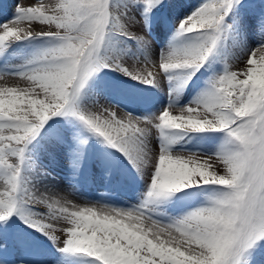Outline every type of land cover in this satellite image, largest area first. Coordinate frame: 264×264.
<instances>
[{
  "label": "snow or ice",
  "instance_id": "1",
  "mask_svg": "<svg viewBox=\"0 0 264 264\" xmlns=\"http://www.w3.org/2000/svg\"><path fill=\"white\" fill-rule=\"evenodd\" d=\"M177 7L171 0L18 3L0 24V59L18 42H38L22 63L0 70V79L26 84L0 86V264H30L10 252L17 220L80 264H255L264 250V14L252 49L244 37L251 0H201L154 47L153 25L165 28ZM225 44L231 54L216 70L212 60ZM237 50L250 53L242 72L229 63ZM130 59L143 69L129 67ZM106 70L159 90L162 74L168 103L159 114L124 108L119 116L92 88ZM202 70L203 86L182 103ZM212 133L223 134L212 151L187 147ZM46 142L64 146L73 176L89 159L111 175L123 159L145 190L127 206L75 204L61 192L75 184L48 183ZM93 142L101 146L95 154ZM51 259L63 264L55 253Z\"/></svg>",
  "mask_w": 264,
  "mask_h": 264
},
{
  "label": "bare ground",
  "instance_id": "2",
  "mask_svg": "<svg viewBox=\"0 0 264 264\" xmlns=\"http://www.w3.org/2000/svg\"><path fill=\"white\" fill-rule=\"evenodd\" d=\"M171 2L174 5H178V7L174 10V12L172 14V18L168 22V25L162 29L161 27H159L158 22H157L156 24L153 25L152 30L150 32L149 38L152 40L154 47H163L167 43L169 37L172 34V31L175 28L176 19L180 16V14L182 15V14L187 12L186 6L192 5L193 6L192 8H194L201 2V0H171ZM18 3H20L23 6H32L35 4H44L45 6L50 7V6L55 5L57 3V0H0V24L10 20L16 14V5ZM251 6L254 8V11L252 13H250L248 18H247L246 30L244 31V37L247 39V42L249 44V48L255 49V48H258L259 44H260V36H259L258 31H257V21H258L259 16L261 14H264V0H251ZM191 10L192 9H190V11ZM22 26H24V25H22ZM132 30L137 31V32L139 31L138 29H132ZM37 46H38V42H29V41L18 42V44L13 46V48L9 49V52L5 58L0 59V70H5V71L11 70L15 65L22 63V61L26 58L25 54H31V51ZM225 48H227V44H225L224 47H222L224 53H222L221 56L231 54V53H225V50H224ZM249 54L250 53L247 50H245L243 53H240L239 50H237L236 57L229 61V63L232 65V69L234 71H241V72L244 71L245 70V60ZM216 59H217V57H216ZM153 60H154V62H156L158 64V61H157L155 56L153 57ZM127 64L129 67L134 68V69H143V67H144V65L142 63L137 64L134 60H131V59L127 61ZM149 67H151V65H149ZM155 70L158 71V69H155ZM109 73L111 76H113V80L116 82V84L118 83L120 85V87L116 88V87H113V83L108 85L106 83L107 81L104 82L103 87H104L105 91L103 92V94L101 96V103H102V105H104V107H107V108H110L112 110L117 111L119 116L123 117L126 115V112L124 111L125 110L124 108H126V107L123 106V102L132 103V101H133L132 99L134 97H136L137 105L141 106V112L133 110L136 114H143L145 111H152V112H156L157 114H159V108L162 105L168 103L167 92L164 90L165 81H164L162 74L158 76V78L161 80V86H160L161 90H159L156 88H152L148 85L138 84V82L130 80L128 77L122 76L120 73H116V72H109ZM241 78H243V77H241ZM100 79H98L93 84V86L99 85V83L102 82ZM4 85L19 86V87H25L26 86L24 81L20 80L19 78L11 77V76H5L3 79H0V86H4ZM192 85H193V83L190 85L189 89L186 91L182 103H187L195 95V93L194 94L189 93ZM139 88L140 89L144 88V91L141 89L142 92H140V90H138ZM105 98L109 102L104 100ZM116 104H119L121 107H117ZM177 111L178 110H174V113ZM212 134H214V133H212ZM215 134H218V133H215ZM220 134H222V133H220ZM202 135H209V134H202ZM221 138H220V141H221ZM212 140L214 141L215 139L212 138ZM51 146H52V143H51ZM45 147H47V146L45 145ZM48 147L46 149H48ZM50 153H52V152H50ZM60 153H62V152H60ZM54 154H56V152ZM54 154H52V156ZM42 157H44V159H45V160L42 159V163H48V166L50 164H52L48 161L47 154L43 153ZM55 157L59 158V157H57V155ZM46 161H48V162H46ZM53 161H54V159H53ZM123 162H125V161H123ZM65 163H67V162H65ZM211 163L213 164L214 168H216L218 171H221V172L223 171L222 164L220 162H218L215 157H212ZM66 165H68V163ZM64 171H66V170L64 169ZM75 180H76V178H75ZM84 180H86V179H84ZM48 183L57 184L61 188H65L69 185L75 184L76 189L74 192L69 193L67 190H64V189H61V192L63 193V195L66 196L67 199H69L73 203L81 205V206L85 205L86 203H91L94 201L119 203V204H121L120 206H127L129 204L128 202L124 201L123 199L118 198L117 195L113 194L112 192L111 193L109 192V193L111 195H114V196H111L108 193H105L106 195L105 194L103 195V194H101V192L99 194V192H96L97 190L92 192L93 188H92V190L86 189L88 186L86 188H82V186L79 185V183H76L74 180L71 181V179H69L67 177V174L62 175V177H57V176L51 175V177L48 180ZM84 184H85V182H84ZM39 190L41 192L45 191V189L42 186L39 187ZM106 191H108V190H106ZM44 245H46V244H44ZM44 245L42 246V245H39V243H37V245L33 246L27 252H25V253L23 252L24 254H21L20 252H18V250H15V249L12 250L11 248H10V252H11V255L15 258L27 259L30 262V264H53V261L51 259L52 253H55L58 257H61L63 264H80L79 258L64 256L62 253H59L53 247V245L50 246L51 248L45 247ZM36 248L38 250H36Z\"/></svg>",
  "mask_w": 264,
  "mask_h": 264
},
{
  "label": "rangeland",
  "instance_id": "3",
  "mask_svg": "<svg viewBox=\"0 0 264 264\" xmlns=\"http://www.w3.org/2000/svg\"><path fill=\"white\" fill-rule=\"evenodd\" d=\"M192 7H193L192 5H190V6L187 5L186 6L187 12H189L190 9L195 8V7L194 8H192ZM184 14H182V15L180 14L179 17H182ZM222 53H224L223 49H221L220 53H218L216 56L218 60L216 59V57H214L212 60L213 67L216 70H220L223 67V60H221L219 58V57H221ZM106 72L107 73L101 74L100 80L102 82H100L99 85H97V86L92 85L93 90L97 91L99 94L101 93L100 94L101 96H102L103 92L105 91L104 87H103L104 82L107 81L106 83L108 85H110L111 83L116 84V82L113 80V76H111L107 70H106ZM207 75H208V72H206L205 70H202L201 73L198 74V78L194 79L193 85L190 88V92H189L190 94L196 93L203 86V81L207 78ZM141 89L144 91V88H141ZM141 89L139 88L138 90H140V92H142ZM132 100L134 101V102L132 101V103L123 102V106L126 107V109L128 111L134 112L133 110H135V111L141 112V106L137 105L136 97H134ZM100 103H101V101H100ZM101 105H102V103H101ZM93 110H98V109H93ZM124 111L126 112V110H124ZM154 133H155V130H154ZM206 136H208L209 139L204 140V141H197V140L193 139L188 143L187 147H189L192 150H195L196 148H200L201 150L211 151V150H213V148L218 143H220V138L223 135L220 133H218V134L214 133V134H209ZM212 138H214L215 140L213 141ZM51 143H52L53 147L51 146ZM45 145L47 147L48 146L49 147H48V149H46L47 147H45V149L47 151L45 150L43 153L47 154L48 161L52 164L49 165L50 167L48 166V163H43V165L45 166L46 170L51 172V174L54 176L62 177V175L67 174V177L69 179H71V181L74 180L76 183H79V185H81L82 188H86L88 186L86 189L92 190V188H93L92 192L97 190L96 192H99V194L101 192V194H103V195L105 193H108L109 195H111L110 193L112 192L113 194H116L118 198H121L128 203L137 202L140 199L141 193L145 190L144 181L139 178V176L135 173V171L131 168V166L127 164L126 160L121 159L119 163L115 164L113 166V171H112L111 175H109L105 172V170L103 168H101L98 164L94 163L91 159H89L88 161L85 162V164L83 166L84 168H82L79 175L73 176V173H72V170L70 169V166L66 165L67 163H65V162H67V160H66V156H64L65 155L64 146L58 145L54 142H47ZM100 150H101V146L99 144L93 142V146L91 149L92 154L98 153ZM50 152H52V153H50ZM55 152H56V154H54ZM60 152H62V153H60ZM52 154H54V155L52 156ZM184 154L187 155V153H184ZM56 155L59 158H56L55 157ZM42 159L45 160L44 157H42ZM53 159H54V161H53ZM48 161H46V162H48ZM123 161H125V162H123ZM64 169L66 171H64ZM75 178H76V180H75ZM83 178L86 180H84ZM84 182H85V184H84ZM106 190H108V191H106ZM111 196H114V195H111ZM194 204H195V201L177 203V204L170 206L168 211L171 213H176V212H179V211L187 208L188 206L194 205ZM17 226L18 227L16 228V239L14 242V246L11 247L12 250L13 249L18 250V252H20L21 254H24L25 252H27L28 250H30L32 248V245L34 244V242L37 241L38 243H41V242L44 243L46 241H50V240H47L46 236H44L40 232L35 231L34 229L29 228L27 225L23 224L19 220H17ZM63 226L64 225L62 223L57 225V227H63ZM58 235H60V233H58ZM255 264H264V250H261L260 252H258L256 254Z\"/></svg>",
  "mask_w": 264,
  "mask_h": 264
}]
</instances>
